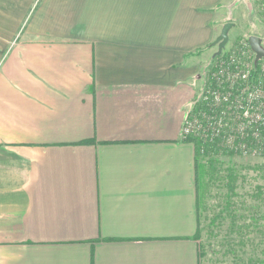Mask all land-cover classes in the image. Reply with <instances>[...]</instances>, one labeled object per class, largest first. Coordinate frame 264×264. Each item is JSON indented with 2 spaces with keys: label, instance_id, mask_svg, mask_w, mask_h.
I'll return each mask as SVG.
<instances>
[{
  "label": "crops",
  "instance_id": "obj_1",
  "mask_svg": "<svg viewBox=\"0 0 264 264\" xmlns=\"http://www.w3.org/2000/svg\"><path fill=\"white\" fill-rule=\"evenodd\" d=\"M33 3L0 7V264H200L182 131L228 0Z\"/></svg>",
  "mask_w": 264,
  "mask_h": 264
},
{
  "label": "rangeland",
  "instance_id": "obj_2",
  "mask_svg": "<svg viewBox=\"0 0 264 264\" xmlns=\"http://www.w3.org/2000/svg\"><path fill=\"white\" fill-rule=\"evenodd\" d=\"M6 1L10 2L0 0V7ZM40 1L34 0L32 6ZM8 11L15 9L10 7ZM28 13L22 15L20 29ZM3 15L10 29L11 21L6 22ZM226 22L234 26L222 53L244 50L251 35L260 36L264 45V0H228ZM250 50L254 60L255 53ZM217 51L215 45L205 69L207 75ZM205 152L198 158L200 264H264V151L229 154L223 148L209 147Z\"/></svg>",
  "mask_w": 264,
  "mask_h": 264
},
{
  "label": "built area",
  "instance_id": "obj_3",
  "mask_svg": "<svg viewBox=\"0 0 264 264\" xmlns=\"http://www.w3.org/2000/svg\"><path fill=\"white\" fill-rule=\"evenodd\" d=\"M249 46L217 55L199 99L186 114L184 140L234 153L264 151V62L251 60Z\"/></svg>",
  "mask_w": 264,
  "mask_h": 264
},
{
  "label": "water",
  "instance_id": "obj_4",
  "mask_svg": "<svg viewBox=\"0 0 264 264\" xmlns=\"http://www.w3.org/2000/svg\"><path fill=\"white\" fill-rule=\"evenodd\" d=\"M234 23L233 22H226L221 30V33L216 38L214 45H218V51L216 52V55H220L223 52V49L227 45L229 41V32L233 28ZM249 45L252 49V51L256 55V62L259 60L264 59V45L262 38L257 35H251L248 38Z\"/></svg>",
  "mask_w": 264,
  "mask_h": 264
},
{
  "label": "trees",
  "instance_id": "obj_5",
  "mask_svg": "<svg viewBox=\"0 0 264 264\" xmlns=\"http://www.w3.org/2000/svg\"><path fill=\"white\" fill-rule=\"evenodd\" d=\"M189 141H191L192 143L195 144L196 147V151H197V158H199L200 155H206L207 152H205L209 147L211 146H207V145H203L201 142H198L195 139H190ZM213 148V147H212ZM218 150L221 148H217ZM225 153H229V154H234L233 151L230 150H226ZM199 187H200V177H199V165H198V159H197V198H198V191H199ZM199 228L197 229V234H196V239L199 237Z\"/></svg>",
  "mask_w": 264,
  "mask_h": 264
}]
</instances>
